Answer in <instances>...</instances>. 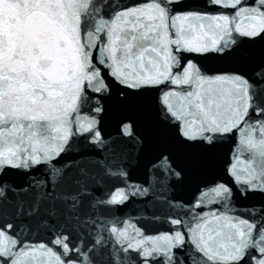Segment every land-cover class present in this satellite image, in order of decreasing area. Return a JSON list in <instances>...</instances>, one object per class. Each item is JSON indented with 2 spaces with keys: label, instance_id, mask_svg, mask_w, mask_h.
Returning <instances> with one entry per match:
<instances>
[{
  "label": "snow or ice",
  "instance_id": "6c2138e0",
  "mask_svg": "<svg viewBox=\"0 0 264 264\" xmlns=\"http://www.w3.org/2000/svg\"><path fill=\"white\" fill-rule=\"evenodd\" d=\"M0 264H264V0H0Z\"/></svg>",
  "mask_w": 264,
  "mask_h": 264
}]
</instances>
